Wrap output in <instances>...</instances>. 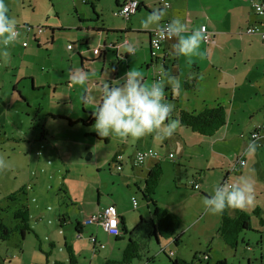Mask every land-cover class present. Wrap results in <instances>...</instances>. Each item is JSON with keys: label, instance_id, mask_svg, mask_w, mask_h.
Returning a JSON list of instances; mask_svg holds the SVG:
<instances>
[{"label": "crops", "instance_id": "obj_1", "mask_svg": "<svg viewBox=\"0 0 264 264\" xmlns=\"http://www.w3.org/2000/svg\"><path fill=\"white\" fill-rule=\"evenodd\" d=\"M13 1L14 0H5L10 15L13 14ZM24 1H27L29 5L32 4L31 0H21L19 4L23 5ZM137 1L141 3V7L128 21H124L126 24L106 26L101 23L100 26L94 27L96 33L99 31L98 34H105V40L99 42L103 44L102 47H100L99 53L97 55L92 53L94 60L92 62H96V66L99 62L101 63V73L99 77L96 76V74L91 75V73L88 75L89 66L84 64L87 60L84 59L82 53V55L78 54L80 66L82 68L81 71L82 73H87L89 76L86 82H96L102 90L105 83L109 85L115 83V80L123 77L124 73L130 69L138 70L142 74L145 83L150 81L153 82V78L149 76L151 71H153L152 67L155 61L150 57L149 32L159 28L163 20H169L172 17L179 16L189 30L193 27L200 28L201 26H206L212 41L208 44L202 42L199 54L192 57L175 56L172 54L171 46L175 42V38H171V40L164 43L163 52L167 54L168 58L165 60L164 64L165 73L163 77H165V79L162 84L164 85L165 99L172 102L174 105L171 118L177 119L178 113L181 110L186 112H199L205 108L218 105L224 109L226 117L225 125L212 137H204L191 132L193 135H198L201 139L203 138V140L195 138L191 134L187 141L181 140V144L179 145L180 153L176 151L175 155L171 151L165 150V146L164 149L161 147V150L159 149L158 152L162 154L163 159L160 162L148 158L141 166H134L132 158L135 152L128 160L122 162L121 171L127 168V172L122 177H119L117 181L123 183L127 188L128 191L126 195H128L130 199L133 196L135 198L139 196L142 200V204L138 202V208L136 209L139 216L137 222L135 221L136 216L130 211L131 209L134 211L131 201L129 207H126L120 199V195H115L116 191L114 188H108L107 185L104 186L102 181L96 184V182L91 183L87 180L89 185H85L81 177H61L63 181H61L62 183H60L59 187L56 189L58 193L54 203L57 204L58 200L65 203L63 198H67L69 204L76 205L77 217L70 218L65 211L59 218L58 227L66 226L67 224L70 225V221H74V235L71 232L69 235L65 234L66 230L63 228H59L56 232L55 226H51V235L48 236L49 239H47V243L44 247L43 244H39V250L47 255L46 264H48V259L51 260V264L55 262L67 264L69 256L66 248L69 249L76 259V264H106L109 261L119 262L122 259L123 251L128 243V237L130 236L129 232L139 223L140 217L146 221H154L152 213L153 203L157 207L168 210L180 219V226L177 230L179 241L181 238L183 239V235L190 238L192 234L196 235L198 239L201 240L202 237L200 235L203 234V229L205 228V236L203 237L204 244H207V247H205L207 248L206 254H204L205 260L215 263L221 260L226 261V257L222 259L215 257L213 255V248L217 246L216 248L220 249V245L224 244L235 251L238 244L235 248H232L223 242L218 233L220 221L219 213H214L213 218L215 221H213V219L209 220L210 223L208 221L206 222V220L203 221L209 210L203 204V200L207 197L205 194L207 192L203 189V187H205V179L202 178V175H204L205 172L212 173L213 171H217L222 173L220 184H229L228 181L232 176L241 174L243 168L247 166L249 159L255 161L254 169L257 168L264 171V130L260 131V138L256 141L251 142L248 139V134L253 131L256 126H264V42L260 41L257 37L244 34V30L257 20L251 7L250 0H248L249 3L247 0H169L170 8L168 10H163L165 12L164 19L159 25H150L148 27L144 26V19L153 10L161 9H159L155 0ZM123 2L124 0H115V7L121 5ZM87 3L90 4V9L94 12L95 9L91 0L85 2L81 0V4L86 6V8ZM76 12L78 13L77 10ZM96 15L99 19V15L97 13ZM25 27H27L25 23L18 26V30L22 28V32H20L21 36L18 41L8 46L11 52H14L15 48L20 50L22 48L24 51V49L29 46L28 42L30 40L36 42V45L40 44L36 34H33V31L39 28H31L27 31ZM84 44L87 45L86 42H84ZM111 44L114 46L113 48L108 47ZM128 45H132L136 48L134 55L130 56L124 53ZM107 47L114 53V60L116 63L112 73L106 69L109 60V54L107 55L108 51L105 50ZM68 50L72 51V47ZM122 63H124L125 67H120ZM167 73L175 76L179 81V90L168 85L167 76L165 75ZM19 76L18 73L16 78L12 76L15 80L8 84L12 85V94H10L12 101L16 100L18 95H23L22 91L19 90L17 86V84H20L18 81L23 79ZM25 76L29 75L24 74L23 77ZM30 77L33 79L30 80L31 91H37L36 89L45 90L43 87L46 86V83L36 85L35 77L33 75H30ZM72 83L73 80H70V84ZM51 85L52 81L51 83H47V87L51 89L54 86L52 90L55 91L56 85ZM78 86L81 87L83 91L82 88L84 85ZM84 95L86 98V91H84ZM85 98L83 97L82 103H85ZM1 112L3 111L0 107V114ZM38 112L39 108H36L34 111L36 116ZM48 114L52 116L50 113H46L45 115L47 116ZM64 116L69 117L68 114ZM2 117L1 114L0 121ZM80 117L81 116L78 114V117L76 116L77 120L81 119ZM69 120L72 121L71 119ZM179 127L182 126L179 125ZM180 129L184 128L182 127ZM23 142L29 144L31 141L28 140ZM38 143L45 144L46 141L43 137H39V139L35 137L33 140V147ZM249 143H254L256 145L254 152H249L247 150ZM27 147H30V145ZM228 147H230V149H228ZM197 148H199L197 152L188 151V149L195 150ZM231 149L236 151L232 154H227V151ZM169 153L173 155V159L165 157ZM116 155L121 154L120 152H116L111 156L110 163L107 164L109 170H111L112 167L114 168L112 160ZM178 158L183 161L179 162ZM193 160L198 169L193 173V176H191L192 179L189 180L188 185L191 188L190 190L193 191L194 189L192 188L191 182H196L199 186L197 190L200 195L191 194V199L193 201L190 204L192 208L188 210L177 208L178 205L174 199L173 202L167 200L160 201L161 199L158 196L159 189H165L166 193L170 194L171 197L176 195L175 191L179 189L175 184V180L177 179L176 171H179L181 165H188ZM239 160H244L245 164L243 167L238 166L237 162ZM156 164L160 165L162 176L153 195L150 197L151 201L146 202L142 199L145 179L148 172L152 170ZM233 166H236L235 171H232ZM115 171L117 170L115 169ZM197 172L201 174L199 175ZM167 178H171L172 183H170ZM33 180L38 179L34 176L29 183L20 185L16 191L10 193L9 195L16 194L13 199H9V195H7L6 200L12 202L9 203L12 204V207L10 205L11 216L16 209L20 208L19 202L25 201V205L21 206L26 208L29 217V210H31V205L29 207L30 198L32 195H35L33 188L36 186ZM99 180L102 179L100 178ZM107 182L105 181V183ZM166 182H169L171 185L168 186ZM27 186H29V188H27ZM62 186L65 187V190L61 188ZM88 191H90V194H93L92 197L88 195ZM258 195H261V193H258ZM192 203H194V205ZM65 206L68 207V204ZM107 207L114 208L119 219L120 236L113 241L107 240L106 234L99 225L83 224V220L86 216L91 213H98ZM5 208H8V206H5ZM234 210L235 211H232V213L227 211V215L233 217L236 212L246 213L244 211ZM253 211H256L258 215H253ZM246 214L250 217V227L252 217L258 219L259 227H261L260 220L264 223V210L260 207H252L250 212ZM187 216L188 221L186 219ZM36 220L40 222L41 218ZM0 223L3 222L0 220ZM35 224L32 226L29 225V228L31 230H36V227H33ZM9 227H12V225ZM37 227H40V225L38 224ZM143 227L145 229L146 225H143ZM148 233H145L144 237L147 241H149ZM25 234L23 235V242ZM90 237H94L98 243L104 245V248H96L95 245L91 243ZM151 239L154 240L152 237ZM214 239L215 243L212 244ZM163 240L164 239H160L158 244L161 245ZM9 241L10 239L8 242ZM164 241L166 242L165 248L175 245L172 239ZM23 242L21 244H23ZM198 245L199 247L195 249L194 254L203 252V250L199 249L201 245L199 243ZM61 247L63 251H61ZM57 248L58 253L55 255L54 250ZM198 249L200 251H198ZM16 258V256H12L11 259ZM11 259L9 258L7 260V264H25L21 256H19L16 262H13Z\"/></svg>", "mask_w": 264, "mask_h": 264}, {"label": "rangeland", "instance_id": "obj_2", "mask_svg": "<svg viewBox=\"0 0 264 264\" xmlns=\"http://www.w3.org/2000/svg\"><path fill=\"white\" fill-rule=\"evenodd\" d=\"M19 1L21 0L12 2V16L16 18L17 25L25 23L32 29L41 28L42 33L38 35L37 30L33 31V34H36L39 39V45L30 40L29 46L24 51L22 48L21 50L15 48L14 52H11L7 46L8 56L0 58V107L3 111L0 121V160H3L7 165L5 168H0V220L6 227L15 224V222L13 224L14 220L10 211L12 204H9L12 202H8L6 197L16 191L20 185L29 183L35 176L38 180H33L36 184L33 188L35 195L30 198L29 207L31 205V210H29L28 223L30 226L36 223L33 226L36 227V230L32 229V232H27L24 242L23 236L17 231H14L9 237V242V239L0 241V264H7V260L12 256L17 257L11 259L13 262H16L21 256L25 264H46L47 255L39 250V246L43 244L44 247L47 243L48 236L51 235V226H55L56 232L59 228H63L66 230L65 234L69 235L71 232L74 235V221H70V225L58 227L59 218L65 211L68 217H77L76 205L69 204L67 198H63L65 203H62L61 200H58L57 204L54 203L58 193L56 189L63 181L61 177H81L85 185H89L87 180L91 183L96 182V184L102 181L104 186L114 188L115 195H120L123 204L129 207L130 198L126 195L128 190L123 183L117 181L127 172V168L122 169L121 172L115 171L113 167L109 170L107 164L110 163L111 156L120 152L122 162H124L136 151L154 149L158 152L161 147L164 149V146L165 150L171 151L175 155L176 151L180 153L181 140L187 141L192 133L189 129L185 127L180 129L182 127L178 126L172 136L164 139H160L155 133L140 139L115 136L103 138L92 130L94 122L89 126L78 122L76 118L78 114L81 119L86 120L88 116L84 111L87 113L95 111V107L101 99L102 90L98 83L90 81L85 82L82 91L78 85L70 84V80L74 81L76 76L82 74L78 54H83L84 59L87 60L84 64L89 66L88 75L91 73V75L96 74L99 77L101 63L99 62L96 66V62H92L94 61L92 49L102 47L103 44L99 42L105 40V34L96 33L94 27L100 26L101 23L106 26L126 24L120 17L113 16V12L116 10L115 0H91L94 12L91 11L89 3L86 8L81 4V0H31L32 4L30 5L27 1L20 5ZM247 2L249 3L248 0ZM96 13L99 15V19L96 17ZM19 30L22 32V28ZM67 46L72 47V51L68 50ZM105 50L108 51L107 55L109 54L106 69L112 73L116 64L114 53L108 47ZM120 67H125L124 63ZM152 69L149 76L151 78L155 72L162 71L163 66L157 61L153 63ZM17 73L20 75L19 77L23 78L18 81L20 84H17L23 95L16 93L18 101H12L10 96L12 85L8 84L15 80ZM24 74L29 76H25V78ZM30 75L35 77L36 85L46 83V86L43 87L45 90L35 88L37 91H31L30 80L33 79ZM164 79L165 77L162 75L161 83ZM51 81L52 85H56L55 91L52 90L54 86L51 89L47 87V83H51ZM84 91H86V98ZM83 97L85 103H82ZM36 108H39L37 116L34 113ZM46 113H50L52 116L49 114L46 116ZM66 114L69 117L64 116ZM68 118L72 120V125L69 124ZM192 136L201 139L198 135L192 134ZM35 137L37 139L43 137L46 143H38L33 147ZM28 140L31 141L29 144L23 142ZM28 145L30 147H27ZM188 151L197 152L199 148L188 149ZM234 151L236 150H228L227 154H232ZM178 161L183 160L178 158ZM254 163L255 161L249 159L241 174L232 176L228 181L231 184L242 176L247 177L254 187L253 204L243 209L228 207L227 211L232 213L236 209L249 213L252 207H260L264 210V171L254 169ZM197 169L194 160L188 165H181L179 171H176L175 184L179 188L175 191L176 195L171 197L165 189H159L160 201L173 202L174 199L177 202V208L185 210L192 208L191 194L197 195L199 191L190 190L188 182ZM100 178L102 180H99ZM202 178L205 179L203 189L209 196L215 187L220 185L222 173L205 172ZM167 179L172 183L171 178ZM105 181L108 182L105 183ZM166 183L168 186L171 185L169 182ZM61 188L65 190L64 186ZM88 195L93 196L90 191H88ZM137 200L142 204L141 197L137 196ZM25 203V201L19 202V207ZM66 204L68 207L65 206ZM192 204L194 205V203ZM130 211L136 216L135 221L137 222L138 211L132 209ZM213 217L214 213L209 211L203 221L209 222L210 219L215 221ZM40 218L41 221L37 222L36 219ZM186 219L188 221V216ZM38 224L40 227H37ZM262 227L258 226V219L252 217L250 230L239 234L235 251L223 244L220 245V249L216 248L217 246L213 248V255L219 259L226 257V264H264V228ZM204 231H206L205 228L203 234L200 235L201 240L193 234L190 238L183 235V239L181 238L178 243L165 248L164 240L161 245L156 244L152 239L147 241L144 238L145 229L141 228L137 235L133 236L138 244V257L133 258L130 264H172L174 259L189 264H214L215 262L203 259L207 249L205 248L207 244H204L203 241ZM22 242L23 244H21ZM198 243L201 245L199 249L203 252L194 254L195 249L199 247ZM214 243L215 239L212 241V244ZM199 249L198 251H200ZM61 251H63L62 247ZM56 253H58V248L54 250L55 255ZM48 264H51L50 259H48Z\"/></svg>", "mask_w": 264, "mask_h": 264}, {"label": "clouds", "instance_id": "obj_3", "mask_svg": "<svg viewBox=\"0 0 264 264\" xmlns=\"http://www.w3.org/2000/svg\"><path fill=\"white\" fill-rule=\"evenodd\" d=\"M163 10H153L144 19L145 27L159 25L164 19ZM42 30V29H41ZM163 31L169 38H175L172 54L192 57L199 54L205 34L201 28L187 29L179 16L172 17L164 25ZM17 20L9 14L5 0H0V58L8 56L7 46L20 38ZM136 48L128 45L124 53L134 55ZM170 87L179 90L180 83L175 76L165 74ZM88 76L82 73L74 78L73 83L84 85ZM174 105L164 96V85L153 81L145 83L138 70H128L115 83H105L99 103L92 113L94 123L92 130L99 137L140 139L149 134H157L160 139L170 137L179 126V120L171 118ZM256 145L249 143L248 151L254 152ZM7 165L0 160V168ZM254 187L247 177H240L231 184L217 185L209 196L203 200L204 206L212 213H221L226 208L243 209L253 204Z\"/></svg>", "mask_w": 264, "mask_h": 264}, {"label": "trees", "instance_id": "obj_4", "mask_svg": "<svg viewBox=\"0 0 264 264\" xmlns=\"http://www.w3.org/2000/svg\"><path fill=\"white\" fill-rule=\"evenodd\" d=\"M140 7L141 3L139 2L137 10ZM98 32L99 31H97V33ZM84 113L87 114V119H79L78 122H81L83 125L89 126L94 122V116L92 113H87L85 111ZM67 120L69 121L70 125L73 124L72 121H70L69 119ZM177 120H179L180 126L188 128L193 133H197L204 137H212L221 127L225 125L226 117L223 107L217 105L215 107L205 108L199 112H186L181 110L178 113ZM161 176L162 169L159 164H156L154 168L148 172L145 179L144 189L142 191V199L146 202L151 201L150 197L153 195ZM15 195L16 194H11L8 196V198L13 199ZM152 213L154 221H146L140 217L139 223L129 232L130 236L128 237V243L123 251L121 262L116 263L109 261L106 264H130L133 258L138 257V244L134 240L133 236L137 235L141 228H144L143 225H146L145 233H148L149 230V241L152 237L157 244L159 243L160 239H172L175 244L179 242L177 230L180 226V219L176 215L170 213L168 210L157 207L154 203ZM252 213L255 216L258 215L256 211H253ZM219 216L220 221L218 233L226 245L235 248L238 244L237 242L239 234L244 231L250 230V217L248 214L243 212H236L233 217H229L227 215V209L219 213ZM12 218L15 222L12 227H6L3 223H0V241L8 240L14 231L21 233L22 236L27 232H32L28 224V213L24 206L16 209L12 213ZM260 224L264 227V223L262 220H260ZM66 251L68 252L69 256L67 264H76V259L71 254L69 249L66 248ZM54 264L63 263L55 262ZM172 264L189 263L181 261L179 259H174L172 260ZM215 264H226V261H217Z\"/></svg>", "mask_w": 264, "mask_h": 264}, {"label": "built area", "instance_id": "obj_5", "mask_svg": "<svg viewBox=\"0 0 264 264\" xmlns=\"http://www.w3.org/2000/svg\"><path fill=\"white\" fill-rule=\"evenodd\" d=\"M83 2L87 0H82ZM159 9L168 10L170 8L169 0H155ZM251 7L254 11L257 20L254 24L248 26L244 30V34L247 36L257 37L260 41L264 42V0H250ZM139 2L137 0H125L116 10L113 12V16L120 17L124 21H128L133 15L136 14ZM168 22V20H163L161 22V26L157 29L152 30L149 33V48H150V57L155 62H159L163 66L162 71H157L154 73L153 81H161V76L165 73V60L168 58L167 54L163 52V45L165 42L171 40L166 33L163 31L164 25ZM205 34L204 40L202 41L205 44H208L212 41V38L206 29V26L200 27ZM31 28L26 27V30L29 31ZM42 30L39 28L37 30V34H41ZM109 48H113L114 46L111 44L108 46ZM68 49L71 47L68 46ZM100 49H93V53L97 55ZM264 130V126H256V128L248 134V139L251 142L256 141L260 138V131ZM168 159H173L172 154H167L165 156ZM148 158H152L157 162H160L163 159L162 154L152 149H147L144 151H136L132 162L134 166H141ZM238 166L243 167L245 162L244 160H239L237 162ZM112 165L117 171H121L122 167V157L121 155H116L112 160ZM236 166H233L232 171H235ZM192 188L197 190L199 188L198 184L194 181L191 182ZM29 188V186H27ZM132 208L136 210L138 208V200L134 196L130 199ZM84 225L96 224L99 225L100 228L106 234L107 240H115L120 236V228H119V219L118 216L112 207H107L101 210L98 213H91L86 216L83 220ZM90 241L95 245L98 249H103L104 245L98 243L94 237H90ZM205 260V257L203 258Z\"/></svg>", "mask_w": 264, "mask_h": 264}]
</instances>
